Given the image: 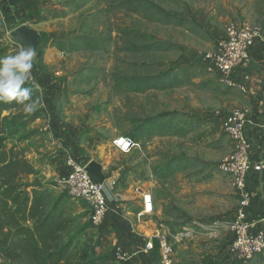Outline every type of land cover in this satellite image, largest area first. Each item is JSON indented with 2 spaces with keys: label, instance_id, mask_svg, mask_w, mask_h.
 Returning <instances> with one entry per match:
<instances>
[{
  "label": "rangeland",
  "instance_id": "obj_1",
  "mask_svg": "<svg viewBox=\"0 0 264 264\" xmlns=\"http://www.w3.org/2000/svg\"><path fill=\"white\" fill-rule=\"evenodd\" d=\"M121 1L0 0V57L20 46L10 35L15 28L25 24L42 35L32 69L42 102L31 114H24L22 108L14 112L13 121L20 129L9 138L8 146L24 147L37 168L38 174L28 181L44 184L55 198L67 203L72 233L81 232L74 246L77 255L84 258L96 252L111 257L113 238L125 246L135 235L144 237L139 245L144 253L148 237L157 228L174 236L190 226L193 236L180 241L172 237L174 264H230L226 233L192 223L229 212L225 206L218 210L210 197L209 202L199 200L213 195L207 183L220 174L218 164L230 150L222 124L232 109L222 88L206 72L202 53L213 48L217 32L229 21L261 22L264 0H133L138 3L136 10L120 7ZM166 14L196 21L203 32L190 30L188 24L166 22ZM82 36L96 39L100 48L89 49L84 43L78 50L53 46L55 39ZM155 42L152 50L127 49ZM168 73L176 74L179 82L166 88L134 91L119 83L143 77L164 79ZM168 112L171 133H162L160 125L149 127V119L168 120L161 118ZM185 120L195 122L191 131L186 136L173 133L185 127ZM136 131L144 135L130 153L113 147L114 136ZM70 154L83 162L97 161L106 178L117 181L114 187L105 181V188L108 219L110 215L119 218V226L109 223L107 232L93 228L84 204L59 188ZM170 169L173 174L163 177ZM140 190L156 197V210L138 220ZM154 245L152 253L144 254L163 264L158 242ZM255 263L264 264V256ZM0 264L10 263L0 257Z\"/></svg>",
  "mask_w": 264,
  "mask_h": 264
},
{
  "label": "built area",
  "instance_id": "obj_2",
  "mask_svg": "<svg viewBox=\"0 0 264 264\" xmlns=\"http://www.w3.org/2000/svg\"><path fill=\"white\" fill-rule=\"evenodd\" d=\"M259 24L249 20H231L225 27L224 34L218 38L214 47L202 53L203 65L211 78L225 87L244 86L237 82L232 72L234 68L249 56V49L255 38L261 35ZM33 85L39 87L36 82ZM250 121L249 110L234 108L230 121L225 127L230 142V150L218 164L220 175L230 184L237 200V207L230 218H218L212 221L196 222L197 226L224 231L228 235V250L238 263L248 264L264 256V230H255L256 221L249 218L248 211L252 204L253 192L247 186V173L250 165V143L245 135V127ZM121 143H116V141ZM113 147L122 154L130 153L139 145L128 135H116L112 139ZM134 145V146H133ZM127 148V150H125ZM66 173L58 181L59 188L69 197L81 202L89 212L90 224L101 229L110 212L109 198L105 181L114 187L117 181L105 177L103 183L94 181L87 171L88 162H83L73 155L65 160ZM141 207L135 214L138 220L155 212V198L149 191L140 190ZM206 223V224H205ZM194 235L190 226L172 236L165 229L147 239L144 253L154 251V241L157 240L163 264H174L175 246L172 237L177 241ZM112 256L124 263L131 254L116 244Z\"/></svg>",
  "mask_w": 264,
  "mask_h": 264
},
{
  "label": "trees",
  "instance_id": "obj_3",
  "mask_svg": "<svg viewBox=\"0 0 264 264\" xmlns=\"http://www.w3.org/2000/svg\"><path fill=\"white\" fill-rule=\"evenodd\" d=\"M137 4V1L123 0L118 5L125 9L136 10ZM165 20L177 25L188 24L190 30L203 32L196 21L190 22L187 18L166 14ZM208 37L211 36L208 34ZM83 43L89 49L100 48L96 39L92 40L84 36L68 41L55 39L53 46L60 50H78ZM156 44L157 42L127 49L133 52L152 50V45ZM38 57L40 60L43 58V51L38 53ZM186 70L184 68V71ZM174 75L176 74L170 76L168 73L163 77L164 79L133 78L119 83L134 91L166 88L179 82L178 77ZM36 88L33 86V99L38 100L40 104L42 96ZM21 108L15 101L0 103V257L10 264H111L109 255L105 253L91 252L92 256L84 258L77 255L74 246L81 232L72 233L73 221L68 217L67 203L55 198L53 191L44 184L28 181L29 177L38 174L37 168L27 158L24 147L16 144L8 146L9 138L16 135L20 129L13 119L14 112ZM168 113L162 114L161 118L171 115L170 112ZM148 121L149 127L160 125L162 133H171L172 120L169 117L165 121H157L156 117ZM8 124H12L13 128L9 130ZM194 124L195 122L191 120L186 121L184 123L186 128L182 127L180 131L178 128L173 133L186 136ZM143 135L144 132L136 131L128 136L138 142V138H142ZM172 172L171 169L167 170L162 176L167 178L173 174ZM139 210L140 208L137 212Z\"/></svg>",
  "mask_w": 264,
  "mask_h": 264
},
{
  "label": "crops",
  "instance_id": "obj_4",
  "mask_svg": "<svg viewBox=\"0 0 264 264\" xmlns=\"http://www.w3.org/2000/svg\"><path fill=\"white\" fill-rule=\"evenodd\" d=\"M253 23L259 24L261 26V35L255 38V40L251 44L248 58L240 62L232 72L233 78L244 86V90L237 87H225L223 85L217 83L216 84L219 86V88H222V93L228 97V100L232 106V109H230V111L224 118L222 124L223 127H226L229 123L230 116L234 108L240 107L249 110L250 121L245 127V135L250 143V165L246 179L247 186L253 192V195L252 204L249 208L248 215L249 218L256 221L255 230H264V19L259 23ZM224 32L225 28L222 29L221 32L218 31L216 37L220 38L224 34ZM186 121L187 120H185V122ZM207 186V191L213 192V195H203L199 197V200L203 202H209L208 198L210 197L212 199V202H214V204H216V206L218 207V210H223L221 209V206L229 207V212L226 216H224L226 218H230L237 207V200L230 184L220 174H217L212 183H207ZM138 197L141 204V195L139 194ZM189 197L190 200H192L193 196L191 194ZM154 198L156 210V197L154 196ZM148 216L150 215H146L144 218H147ZM224 216H215L212 218H208V221H212L213 219L218 218L222 219L224 218ZM109 217V219L107 217L108 220L106 219L104 225L100 229L101 232L109 231V223L110 226H119V218L111 215ZM106 222L108 223L107 225ZM194 222L195 220L192 221V223ZM160 230L161 228H157L156 232H159ZM115 233L117 235H121L119 232L115 231ZM224 237L226 238L228 237V235L224 234ZM143 239L144 237L142 235H139V237L137 235H135L134 237L131 236L130 244L128 243L124 246L123 243H119L120 241L113 238V242L115 241L113 247L116 244L121 245L125 251L131 254V257L126 262L122 263L115 259L113 256H109L110 263L156 264L155 259L152 255H145L140 251L139 245L142 243ZM123 240L124 242H127L126 235H124ZM105 243H107L106 240L104 242V245H106ZM229 260H231L230 264H239L232 255ZM248 264L256 263L254 260Z\"/></svg>",
  "mask_w": 264,
  "mask_h": 264
},
{
  "label": "clouds",
  "instance_id": "obj_5",
  "mask_svg": "<svg viewBox=\"0 0 264 264\" xmlns=\"http://www.w3.org/2000/svg\"><path fill=\"white\" fill-rule=\"evenodd\" d=\"M35 56L36 52L31 46H18L13 54L0 57V103L15 101L24 114H31L38 107L31 85Z\"/></svg>",
  "mask_w": 264,
  "mask_h": 264
},
{
  "label": "water",
  "instance_id": "obj_6",
  "mask_svg": "<svg viewBox=\"0 0 264 264\" xmlns=\"http://www.w3.org/2000/svg\"><path fill=\"white\" fill-rule=\"evenodd\" d=\"M10 35L22 46H31L35 52L39 51L42 45L41 33L27 25H21L15 28ZM87 171L90 173L94 181L103 183L105 181V174L103 166L95 160H91L87 164Z\"/></svg>",
  "mask_w": 264,
  "mask_h": 264
}]
</instances>
